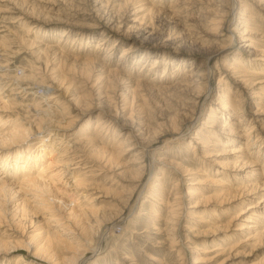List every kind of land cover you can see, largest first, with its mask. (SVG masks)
<instances>
[{
    "label": "rangeland",
    "instance_id": "obj_1",
    "mask_svg": "<svg viewBox=\"0 0 264 264\" xmlns=\"http://www.w3.org/2000/svg\"><path fill=\"white\" fill-rule=\"evenodd\" d=\"M221 3L0 0V64L5 67L0 75L18 76L27 80L26 88L34 89V95L10 97V88L0 86V135L15 127L34 131L22 146L0 150V180L8 185L0 192V245L9 240L18 245L23 237L43 245L45 230L57 225L50 217H63L58 223L63 226L71 221L59 204L69 201L59 178L41 193L20 190L24 172L15 168L27 155L39 161L26 167L31 177L41 166L58 164L47 169L46 180L67 160L72 162L66 170L85 174L88 187L76 194L73 204L80 223L77 228L71 221L72 227L77 233L86 227V235L97 238L99 229L87 227L96 219L99 235L104 233L98 255L88 264H264V232L253 236L255 228L264 226V0H237L232 12L223 6V14H212ZM239 3L246 9L243 14ZM230 21L232 29L238 28L233 42L226 30ZM240 34L247 43L238 41ZM128 46L133 52L126 56ZM48 47L54 52L46 51ZM79 56L95 62L74 60ZM49 70L53 84L44 79ZM190 78L195 85L186 81ZM43 85L52 92L42 93ZM198 85L210 93L204 95ZM52 93L60 96L55 104L45 102ZM196 100L206 101L198 121ZM5 101L10 106L4 107ZM43 114L60 127L71 125L55 137L51 129L35 134ZM126 136H131L130 143L122 146ZM46 144L55 152L54 164L39 157ZM97 145L114 154L118 172L126 177L124 185H134L126 182L134 176L133 168L145 166L141 177L146 190L132 213L119 201L123 188L111 174L99 172L100 161L91 153ZM117 146L126 152L117 156ZM146 146L150 149L144 150ZM153 161L164 171H155ZM251 184L262 187L247 192ZM169 211L177 216L172 218ZM76 237L83 240L79 233ZM1 247L0 264L41 263L24 248L5 255ZM51 247L50 255L61 262L62 247ZM203 249L217 250L203 256ZM198 256L205 262L196 263Z\"/></svg>",
    "mask_w": 264,
    "mask_h": 264
},
{
    "label": "bare ground",
    "instance_id": "obj_2",
    "mask_svg": "<svg viewBox=\"0 0 264 264\" xmlns=\"http://www.w3.org/2000/svg\"><path fill=\"white\" fill-rule=\"evenodd\" d=\"M223 2L224 3H226V4H224V3H221V4H217V5H214V7H217V8H212V10H211V13L212 14H218V13H220V15L221 14H223V10H222V8L221 7H223V6H225V8H228L231 12L233 11V10H235L234 8H235V3L237 4V0H223ZM242 3V2H241ZM241 3H239L240 5H242V10L240 11V13H242L243 14V12H245L246 11V9H245V7H244V5L243 4H241ZM230 12V13H231ZM227 14V13H226ZM234 14V13H233ZM232 13H231V15H233ZM242 14H239V15H242ZM228 15V14H227ZM226 15V16H227ZM230 15V16H231ZM217 16V15H216ZM219 16V15H218ZM222 17V16H221ZM224 17V16H223ZM234 17V16H233ZM235 18V17H234ZM241 22H243V21H241ZM217 23H215V25H216ZM231 24H232V21H230L229 23H228V26H227V34L229 35L228 36V39L229 40H232V42H233V40H234V36H235V32H236V30H237V32H238V28H231ZM94 27V26H93ZM31 29H32V26L30 27ZM244 33V32H243ZM125 36V35H124ZM227 36V35H226ZM241 36H243V34L241 35L240 34V37L238 38V41L241 43V42H248V40L246 41H243V39H244V37H241ZM243 38V39H242ZM245 44V43H244ZM48 50V52L50 51H52L53 50V48H50V47H48V48H46V51ZM53 52H54V50H53ZM53 52H51V53H53ZM131 52H133V47H129L128 46V48H126V49H124V55H129V54H131ZM56 53H57V51H56ZM55 53V54H56ZM0 57H2L1 56V54H0ZM75 59H77V60H79V61H81L82 63H88V64H91V63H93V62H95L93 59H84V60H81L80 59V56H79V58H74V60ZM88 66V65H87ZM5 67L2 65V64H0V69H4ZM70 70V69H69ZM230 70V69H229ZM49 72H50V70H49ZM87 72V71H86ZM232 72V71H231ZM82 73V72H81ZM84 73V72H83ZM88 73V72H87ZM233 73V72H232ZM45 75V74H44ZM45 77V76H44ZM45 79V81L47 82V83H49V84H53L54 82V78H53V75H52V73L50 72V74L48 75V77L47 78H44ZM86 79V78H85ZM186 81H189L188 83H192V85H195V84H193V83H195V81H193L192 80V78H190V80L189 79H187ZM197 82V81H196ZM221 82V78L219 77L218 78V84ZM25 83H27V80H22V79H19L18 78V76L17 77H14V76H10V75H0V86L1 85H5V86H7L8 88H10V92H11V94H10V97H11V95H21V94H24V95H28V94H33L34 95V93L32 92L34 89L33 88H30L29 86V88H26L27 87V85H25ZM55 83H56V81H55ZM138 83H140V82H138ZM242 83V82H241ZM141 84V83H140ZM137 85V84H136ZM42 86V85H41ZM199 86V85H198ZM165 87V86H164ZM194 87V86H193ZM42 88V87H41ZM44 88V89H43ZM43 90H44V92H42V93H45L46 91H47V89L50 91V90H52L51 89V86H49V85H43ZM167 88V87H166ZM196 88H197V85H196ZM201 89V91H205L204 92V95H206V93L207 94H209L210 93V88H208V87H205V90H204V88H202V86H199L198 87V89ZM1 89V88H0ZM41 89V90H42ZM162 89V88H161ZM160 89V90H161ZM168 89V88H167ZM194 89V88H193ZM199 89V90H200ZM197 90V89H196ZM195 90V91H196ZM194 91V92H195ZM39 92V91H38ZM48 92V91H47ZM52 91H50L49 93H51ZM4 93H7V92H4ZM41 94V93H40ZM198 94H199V91H198ZM229 94V93H228ZM3 95V94H2ZM193 95V94H192ZM191 95V96H192ZM201 95H203V94H201ZM9 96V95H8ZM193 96H195V95H193ZM199 96V95H198ZM230 96H231V94H230ZM14 97V96H13ZM60 96H58L57 94H55V93H52V94H49V95H46V98H45V102H51V103H57V99L59 98ZM197 97V96H196ZM5 98V97H4ZM25 98V97H24ZM194 98V97H193ZM206 98V97H205ZM14 99V98H13ZM197 99V98H196ZM198 99H199V97H198ZM6 100V99H5ZM15 100V99H14ZM3 101V100H2ZM231 102H232V99H231V97L228 99V104L229 105H231ZM4 104V107H6V106H10V104L8 103V101H5V102H3ZM194 103V105L195 104H197L198 106H199V110H198V117L196 118V121H198V118H199V116L201 115V113H202V111H203V106H205L204 104L206 103V101H205V103H200V100H196V102H193ZM194 107V106H193ZM196 107V106H195ZM36 108V107H35ZM38 110V109H37ZM50 110V109H49ZM44 113H45V115L46 116H48L49 118H51L50 116H49V113L48 112H46V111H44ZM108 115H111V114H108ZM197 115V114H196ZM44 114L43 115H41V117H42V119H39L40 121H39V123L37 124V128H36V131H35V134H43V129H46V130H48V129H51L52 130V132L51 133H53V137H55L56 136V134H57V132H60L61 130H64V129H67V128H69L68 126H70V125H68L67 127H60L59 125H55V123H57V121L55 122V120H54V122L52 121V120H50V119H48L47 117H45V118H47V119H45L44 117ZM40 117V118H41ZM110 117H112V116H110ZM53 118V117H52ZM51 118V119H52ZM193 118H194V116H193ZM192 118V119H193ZM191 122V121H190ZM75 123V122H74ZM73 124V123H72ZM193 123L191 122V124L190 125H192ZM190 127V126H189ZM122 128H127L125 125L124 126H122ZM18 128H14L10 133H8V134H6L5 136H1L0 135V150L2 151V148L4 147V145H12L13 147H16V146H22L23 145V143H25L30 137H32V136H34V131H31L30 129H20V130H17ZM53 130H55V131H53ZM129 130H130V132H129V135H132L133 137H134V139H136L137 137H136V135H133L135 132H133V128H130L129 127ZM188 130V129H187ZM186 130V131H187ZM190 130V129H189ZM231 131V130H230ZM47 132V131H46ZM139 132V131H138ZM251 132V131H250ZM51 133H47L48 135L47 136H50V134ZM100 133V132H99ZM113 133H115L116 134V131L114 130L113 131ZM233 133H234V131H233ZM249 134V133H248ZM180 135V134H179ZM178 135V136H179ZM116 136V135H115ZM183 135H180L179 137H182ZM46 138H49V137H46ZM126 143H124L122 146H125L126 144H128V142L130 143V139H131V136H126ZM42 140V139H41ZM46 140V139H45ZM137 140V139H136ZM136 140H134V141H136ZM137 142V141H136ZM248 142V141H247ZM134 143V142H133ZM19 144H22V145H19ZM47 145L48 144H46V146L44 147V148H42V151L41 152H39V157L42 159V161L43 160H45L46 158H47V160H48V162H50L51 164H54L56 161V159H55V155L53 154V153H55L52 149L49 151V150H47ZM101 145V144H100ZM100 145H97L96 146V148L91 152V153H94V154H96L95 156L97 157V159H98V161H100L99 163H98V165H97V167L98 168H100L99 169V172H101V171H105V172H107V173H109V174H111L110 175V177H112L114 180H116L117 182L116 183H114V184H116V186L118 185V187H121V188H123V192L121 193V196H120V198H119V201L120 202H124V208L123 209H129V211L132 213V211H133V209H134V207H135V204H136V202H137V200H138V198L141 196V193H143L144 192V190H146L145 188H144V186L146 185V184H143V179H142V177H141V175H142V172L141 171H144V165H142V166H139V167H137L136 169L135 168H133L134 169V171H133V174H134V176H136L137 175V177H132V175L130 176L131 178H129L130 179V181H128V179H127V181L126 182H132V184H134V185H131V186H128V185H124L122 182H123V179L124 178H126V177H124L123 176V174H122V172H118V170H119V162L116 160V162H115V157L113 156L114 154L113 153H108V151H110V149H108L107 147H103V146H100ZM119 145H121V144H119ZM147 145V144H146ZM99 146V147H98ZM150 146V145H149ZM38 148V147H37ZM125 148V147H124ZM124 148H122V147H120V146H117L116 147V149H118L119 150V152H118V154H117V156H120L121 154H122V152L124 153V152H126V149H124ZM132 148V147H131ZM143 148V147H142ZM122 149H124V150H122ZM128 150L130 149V148H127ZM145 149H150V147H148V146H146L145 148H144V150ZM59 151V150H58ZM57 152V151H56ZM155 149L154 150H151V153L153 154V156H154V154H155ZM59 153H60V151H59ZM93 154V155H94ZM204 154V153H203ZM58 155V154H57ZM152 157V156H151ZM35 158H36V156H35ZM58 159V158H57ZM93 159H94V157H93ZM96 159V158H95ZM117 159V158H116ZM37 160V159H36ZM40 160V159H39ZM55 161V162H54ZM60 161V160H59ZM96 161V160H95ZM94 161V162H95ZM155 161V160H154ZM154 161L153 162H151L152 163V166H153V168H154V170L155 171H157V172H159V170L160 171H164V169H162V167H160V168H158V167H155L154 165H155V163H154ZM37 162H39V161H33V158H31V157H29V156H25V159H24V161H23V165H20V166H18V167H14L15 168V171L16 170H19L20 172H24V174H23V177H22V181H21V183H19V188H20V190H22L23 192H29V190L30 191H35V192H37V193H41L40 191L41 190H47V189H49V188H51L52 186H51V184L53 183V178L54 177H56V180L59 178L60 179V181H61V184L63 185V187H65L64 189L67 191L68 190V198H69V201H68V203H66V201L64 202V201H62V200H60L59 202V204H61L62 206L64 205V210H65V212H67V211H69V213L67 214L68 215V217H67V219L70 221H73V223L75 224L76 223V225L75 226H77L78 224H77V221H78V219H76L77 217L76 216H78L77 215V213H76V215H75V208L73 207V204H74V202H75V199L77 198V193L79 192V191H81V190H84L85 188V183H86V180H84L83 178V176H85V174H81V173H79V172H77L76 174H75V176H74V173L75 172H71L70 170H66V169H69V167H71V160L70 161H66V162H61L60 164H62V167H61V169L60 170H57L58 172H56L55 173V175H50L49 177H48V179H46V180H43V179H45V177H47L48 176V173H46V171H47V169H49V168H52V169H56V167H57V165H52V166H47V169H45V167H42L41 165V167H39V169H38V171H37V173H35V176H32L31 177V175H29L28 173V171L26 170V167L27 166H29V164L30 165H32V166H34L35 164H37ZM32 163V164H31ZM49 163V164H50ZM97 163V162H96ZM139 163V162H138ZM48 164V165H49ZM134 164V163H133ZM136 164H137V162H136ZM170 164H172V163H170ZM17 165V164H16ZM174 165H175V163H174ZM5 167V166H4ZM59 168V167H58ZM75 169H77V168H75ZM96 169V168H95ZM132 169V168H131ZM159 169V170H158ZM32 170V169H31ZM37 170V169H36ZM74 170V169H73ZM78 170V169H77ZM185 171V170H184ZM17 172V171H16ZM187 172V171H186ZM19 173V172H18ZM69 175V177L70 178H68V180H66V181H63L62 180V178L64 177V176H68ZM103 175H105V174H103ZM107 176V175H106ZM137 178H138V180H137ZM151 178V177H150ZM110 180V179H109ZM126 180V179H125ZM212 183H214V182H212ZM6 184L7 183H5V182H3V181H1L0 180V192L1 191H3V189L5 188V187H7L6 186ZM54 184V183H53ZM123 184V185H122ZM128 184V183H127ZM264 183H262V185H263ZM120 185H122V186H120ZM260 185V184H259ZM258 184H253V186H254V188L255 189H257L258 190V187H260V189H261V185L259 186ZM31 186V187H30ZM51 186V187H50ZM249 186H252V184L251 185H249ZM253 186L251 187V188H249V189H247V192L251 189V191H252V189H254L253 188ZM30 187V188H29ZM86 187H88V186H86ZM127 187V188H126ZM9 188V187H8ZM26 188H28L29 190H27ZM147 188H148V186H147ZM7 189V188H6ZM244 189V188H243ZM246 189V188H245ZM254 189V190H255ZM5 191V190H4ZM117 191V190H116ZM116 191H114V193L116 192ZM44 192V191H43ZM118 192V191H117ZM2 193V192H1ZM6 193V192H5ZM240 193V192H239ZM76 196H75V195ZM117 194V193H116ZM244 194V193H243ZM246 194V193H245ZM250 194V193H249ZM119 195V194H118ZM241 195V194H240ZM239 195V196H240ZM248 195V194H247ZM83 196V195H82ZM131 196V197H130ZM88 196H85V198H87ZM119 197V196H118ZM127 197V199L125 200V198ZM133 197H135V199L133 200V202H134V206L132 207V206H130V202H131V200L133 199ZM56 198V197H55ZM83 198V197H82ZM38 199V198H37ZM43 199V198H42ZM149 199H151V198H149ZM88 200H90V199H88ZM153 200V199H152ZM155 200V199H154ZM116 202V204L118 205V203H120V202ZM168 201V200H167ZM58 202V201H57ZM173 202H175V201H173ZM76 203V202H75ZM161 203V202H160ZM39 204H41V203H39ZM170 204V203H169ZM121 205V204H120ZM162 205V204H161ZM177 205V204H176ZM70 206V207H69ZM123 206V205H122ZM41 207V206H40ZM45 207V206H44ZM23 209V208H22ZM43 209V208H42ZM92 209V208H91ZM44 210V209H43ZM179 210V209H178ZM118 211V210H117ZM120 211H122L121 209H120ZM119 211V212H120ZM84 212V211H83ZM88 212V211H87ZM92 212V211H91ZM116 212V211H115ZM170 212V216L172 217V215L174 214V212L173 211H169ZM3 213V212H2ZM178 213V212H177ZM63 214H64V212H63ZM62 214V215H63ZM115 214V213H114ZM117 214V213H116ZM122 214H124V212L122 213L121 212V214H119V216L117 217V216H115V217H117L118 218V220H116L117 221V224H119V223H121V221H122V219H123V215ZM252 214V216L254 217H256L257 219H260V218H258L254 213H251ZM51 215V214H50ZM90 215H92V214H90ZM131 215V214H130ZM129 215V216H130ZM174 215H176V214H174ZM173 215V216H174ZM179 215V214H178ZM81 216V215H80ZM84 216H85V218H86V216H87V213H85L84 212ZM128 216V217H129ZM177 216V215H176ZM44 217V216H43ZM76 217V218H75ZM167 217V216H166ZM165 217V218H166ZM55 218V217H54ZM61 218V217H60ZM63 218V217H62ZM61 218V219H62ZM75 218V219H74ZM88 218V217H87ZM126 218V217H125ZM173 218V217H172ZM56 220L55 222H56V224L57 225H55V226H53V228L52 229H54V230H49V229H47V230H45V232L47 233L46 234V236H45V234H44V236L46 237V243L45 244H43V245H40V243L39 244H37V245H35V243H34V241H33V239L34 238H31V239H28V240H25V238L23 237L22 239H24L22 242L20 241H18L19 242V244L17 245V243H15L14 241L13 242H11V243H9L10 242V240L8 241V242H4L3 244L1 243V245H0V247L2 248V249H4V254L5 255H8V254H10V252H11V250H15V249H21V248H24V249H26V251L27 252H32L31 253V257L35 260V262L36 261H40L41 263H37L36 262V264H43V262H46V263H49V264H88L93 258H94V256H97L98 255V245L100 244V241L102 240V238H104L103 236H104V233H103V231H102V235L100 236L99 234V230H100V224L97 222V221H95L94 220V222L93 223H95V225L93 224L92 225V223L89 221V222H87L88 223V225L89 226H87V227H91L90 229H92L91 231H93L94 229H96L97 228V230H98V235H97V238L99 239V240H95V239H97V238H90V237H88L87 235H86V227H83L82 228V232H78L79 233V236H81L82 238H83V240L82 241H79V240H77V235H78V233L77 232H75L76 230H75V228L73 229V227H72V223H71V221H70V224L69 225H71V227L69 226V225H65V226H63V225H58V223L60 222V220L59 219H53V218H49V220ZM66 218H65V220H67ZM74 219V220H73ZM112 220V219H111ZM114 219H113V221H115ZM166 220V219H165ZM80 221V220H79ZM78 221V222H79ZM88 221V220H87ZM175 221V220H174ZM250 222H251V220H249ZM249 221H245V222H249ZM46 222V221H45ZM21 223V222H20ZM69 223V222H68ZM80 223V222H79ZM169 223V222H168ZM167 223V224H168ZM257 225H259V222L258 221H256L255 222ZM254 223V224H255ZM255 224V225H256ZM114 225V224H113ZM244 226V225H243ZM58 227H62L61 228V232L59 233L58 231H57V229H58ZM114 227L115 226H112L110 229H109V231H113L112 229H114ZM249 227V226H248ZM77 228H78V226H77ZM242 228V227H241ZM240 228V229H241ZM89 229V230H90ZM107 229V228H106ZM78 230V229H77ZM80 231H81V228L79 229ZM171 230V229H170ZM108 231V230H107ZM261 231V233H263L264 232V226L262 225V226H260V227H258V228H255L254 229V232H255V234L253 235V236H255V237H257L258 235V233ZM94 232H96V231H94ZM105 232H106V230H105ZM77 233V234H76ZM83 233H85V234H83ZM93 233V232H92ZM253 233V232H252ZM95 234V233H94ZM84 235V236H83ZM87 237H86V236ZM172 235V234H171ZM35 236V235H34ZM30 237V236H29ZM39 238V237H38ZM174 240V239H173ZM17 241V240H16ZM171 242V241H170ZM22 243V244H21ZM55 243H57V245H59L60 247H62V249H63V252H64V256H63V258L61 259V262L60 261H58L57 259H53V256H51L50 255V248H52L51 246H53V244H54V246H55ZM173 244V243H172ZM176 245V244H175ZM217 248V247H216ZM204 250V249H203ZM217 249H214V250H212L213 252H215ZM17 251V250H16ZM211 251V252H212ZM211 252H209V251H207V250H204V252H202L201 253V255H203V256H206V255H208V254H210ZM204 259L205 258H203V257H201V256H198V258H197V261H196V263L198 262H205L204 261ZM208 259V258H207ZM60 260V259H59ZM208 261V260H207Z\"/></svg>",
    "mask_w": 264,
    "mask_h": 264
}]
</instances>
